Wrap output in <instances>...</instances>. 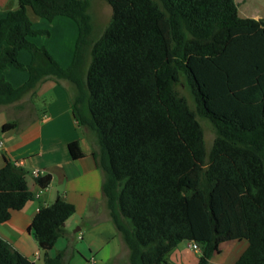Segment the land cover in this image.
Instances as JSON below:
<instances>
[{
    "label": "trees",
    "instance_id": "1",
    "mask_svg": "<svg viewBox=\"0 0 264 264\" xmlns=\"http://www.w3.org/2000/svg\"><path fill=\"white\" fill-rule=\"evenodd\" d=\"M107 1L112 19L93 40L91 0H18L0 20V69L13 65L29 77L18 86L0 77V104L34 94L47 78L75 84L73 111L97 136L102 191L130 264H174L183 240L202 248L197 264H210L222 242L242 239L249 245L233 264H264V18L240 16L236 0ZM29 10L77 23L69 66L31 40L50 31L35 28ZM182 78L196 109L176 88ZM198 116L214 126L210 151ZM68 147L73 159L83 156L79 141ZM27 173L5 157L0 223L34 199ZM51 180L36 178L41 188ZM75 212L58 198L34 216L29 229L46 264H69L66 250H49ZM0 264L35 263L0 237Z\"/></svg>",
    "mask_w": 264,
    "mask_h": 264
},
{
    "label": "crops",
    "instance_id": "2",
    "mask_svg": "<svg viewBox=\"0 0 264 264\" xmlns=\"http://www.w3.org/2000/svg\"><path fill=\"white\" fill-rule=\"evenodd\" d=\"M18 7V0H0V20L9 10ZM243 14L242 17L264 18L260 14L250 15L245 9ZM29 15L35 28L50 31L45 38L38 35L31 40L45 46L63 67L69 66L79 32L77 23L65 15L53 21L36 16L32 10ZM55 31L61 35L57 44L52 43ZM1 47L2 44L0 50ZM19 59L28 64L32 55L22 49ZM2 76L18 86L27 80L29 71L10 65L6 70L0 69ZM76 93L77 87L70 80L47 78L37 85L34 94L29 92L13 103L0 104V168L5 164V157L24 168L28 172V186L35 194L22 209L13 210L9 220L0 223V237L35 264H46L45 252L29 228L42 205L60 198L74 203L76 212L67 219L64 234L49 250L51 256H60L66 250L65 259L69 264H130L129 248L113 222L102 191L104 173L94 155L99 151L97 136L80 124L73 111ZM4 123H11L13 127L3 131ZM76 140L83 152L80 159H73L68 147ZM34 171L40 176L50 174L51 183L41 188ZM191 242L183 240L171 252L174 264H197L203 251L201 247L199 250L192 247ZM248 245L246 239L222 242L220 252L209 258L210 264H233Z\"/></svg>",
    "mask_w": 264,
    "mask_h": 264
},
{
    "label": "rangeland",
    "instance_id": "3",
    "mask_svg": "<svg viewBox=\"0 0 264 264\" xmlns=\"http://www.w3.org/2000/svg\"><path fill=\"white\" fill-rule=\"evenodd\" d=\"M237 2L240 7L239 11L241 13L240 14L241 16H244L243 9L248 10L251 13L250 15H255V14L264 15V0H246L244 3H242L241 0H237ZM88 11L91 14L92 23H93V32L91 38L93 40H97L102 36L104 31L110 24V21L112 19V7L107 0H91ZM53 33H56V31ZM60 36H61L60 33H56V35L52 40V43L57 44L59 42L58 39ZM41 37L45 38V35H41ZM90 59L91 56L90 53L88 52L87 61H86L87 64H89ZM176 88L180 92V94L184 95L187 98L190 106L193 109H196L194 97L184 78H182V80L177 84ZM27 106L28 105H23V108L28 109L29 107L27 108ZM245 107L249 108L248 106ZM198 118L203 125L207 149L208 151H210L216 136L214 126L209 119L202 116H198ZM170 259L172 260L171 255H170Z\"/></svg>",
    "mask_w": 264,
    "mask_h": 264
},
{
    "label": "built area",
    "instance_id": "4",
    "mask_svg": "<svg viewBox=\"0 0 264 264\" xmlns=\"http://www.w3.org/2000/svg\"><path fill=\"white\" fill-rule=\"evenodd\" d=\"M0 146H2V142H0ZM34 173L39 176V172L38 171H34ZM191 246L195 247L197 250L200 249V246L196 243V242H191Z\"/></svg>",
    "mask_w": 264,
    "mask_h": 264
}]
</instances>
